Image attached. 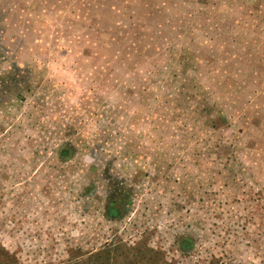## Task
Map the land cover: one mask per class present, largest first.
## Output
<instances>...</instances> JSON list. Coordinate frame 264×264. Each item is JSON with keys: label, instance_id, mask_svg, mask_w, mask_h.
<instances>
[{"label": "rangeland", "instance_id": "1", "mask_svg": "<svg viewBox=\"0 0 264 264\" xmlns=\"http://www.w3.org/2000/svg\"><path fill=\"white\" fill-rule=\"evenodd\" d=\"M0 264H264V0H0Z\"/></svg>", "mask_w": 264, "mask_h": 264}]
</instances>
